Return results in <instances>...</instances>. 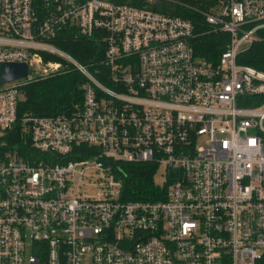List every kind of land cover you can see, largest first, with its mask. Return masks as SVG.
I'll use <instances>...</instances> for the list:
<instances>
[{"label":"built area","instance_id":"obj_1","mask_svg":"<svg viewBox=\"0 0 264 264\" xmlns=\"http://www.w3.org/2000/svg\"><path fill=\"white\" fill-rule=\"evenodd\" d=\"M43 2L0 0V63L28 65L0 82V264H264V72L238 62L264 41V0ZM176 6L230 35L217 64ZM65 28L104 66L58 48ZM69 67L82 101L19 115L24 85ZM145 162L166 199L121 201L120 164Z\"/></svg>","mask_w":264,"mask_h":264},{"label":"trees","instance_id":"obj_2","mask_svg":"<svg viewBox=\"0 0 264 264\" xmlns=\"http://www.w3.org/2000/svg\"><path fill=\"white\" fill-rule=\"evenodd\" d=\"M187 1L191 2V0ZM34 3L38 8H42L44 4L43 0H34ZM190 7L176 6L172 12L194 23L195 35L192 38V44L196 54L208 62L217 64L221 54L227 49L230 35L214 31L206 23L204 16ZM52 42L83 64L98 63L99 66H104L101 60L104 57L105 45L94 37L78 36L71 29L65 28ZM50 58L59 59L57 56ZM238 62L264 72V41L255 42L240 55ZM84 82V76L74 67H69L44 79L31 81L22 87L25 97L19 102L18 113L20 116L26 113L50 116L67 112L76 103L82 101ZM82 147L85 145L76 146L74 154L68 159L79 156L76 155L78 149H87ZM82 152L80 154L83 157ZM158 170L159 166L155 162L121 163L120 169H117V174L122 181L121 201L165 200L172 180L168 178L163 183L157 182Z\"/></svg>","mask_w":264,"mask_h":264},{"label":"water","instance_id":"obj_3","mask_svg":"<svg viewBox=\"0 0 264 264\" xmlns=\"http://www.w3.org/2000/svg\"><path fill=\"white\" fill-rule=\"evenodd\" d=\"M28 75V65L23 62L0 63V82H8Z\"/></svg>","mask_w":264,"mask_h":264},{"label":"rangeland","instance_id":"obj_4","mask_svg":"<svg viewBox=\"0 0 264 264\" xmlns=\"http://www.w3.org/2000/svg\"><path fill=\"white\" fill-rule=\"evenodd\" d=\"M41 79H44V78H41ZM22 96H23L22 99H24V97H25L24 92H22ZM163 173H164V168H161V169L158 171L157 175H156V180H157V182H159V183H163V181H164V175H162Z\"/></svg>","mask_w":264,"mask_h":264}]
</instances>
